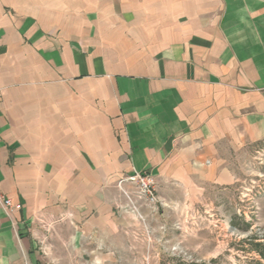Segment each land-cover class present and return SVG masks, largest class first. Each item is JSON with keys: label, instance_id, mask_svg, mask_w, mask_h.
<instances>
[{"label": "crops", "instance_id": "0c3cea01", "mask_svg": "<svg viewBox=\"0 0 264 264\" xmlns=\"http://www.w3.org/2000/svg\"><path fill=\"white\" fill-rule=\"evenodd\" d=\"M263 140L264 0H0V264L122 255L118 177L181 206Z\"/></svg>", "mask_w": 264, "mask_h": 264}, {"label": "rangeland", "instance_id": "374dc122", "mask_svg": "<svg viewBox=\"0 0 264 264\" xmlns=\"http://www.w3.org/2000/svg\"><path fill=\"white\" fill-rule=\"evenodd\" d=\"M235 161L232 184L208 188L181 206L163 205L161 199L148 205L127 184L141 216L123 210L130 202L118 187L123 176L118 177L113 185L123 202L117 214H129L136 223L122 239V255H91L71 248L68 239L54 249L48 239L50 264H264V140L248 145Z\"/></svg>", "mask_w": 264, "mask_h": 264}, {"label": "built area", "instance_id": "2783aa9c", "mask_svg": "<svg viewBox=\"0 0 264 264\" xmlns=\"http://www.w3.org/2000/svg\"><path fill=\"white\" fill-rule=\"evenodd\" d=\"M127 184L135 186L137 191L135 194L138 200L145 201L148 205H156L160 202L154 176L146 171H133L131 174L125 175L118 180V187L130 202V205L127 204V206L122 207L124 211H128L129 208L132 212L140 215L136 200L127 191ZM0 207L8 217H12L15 212L22 208V205L14 203L11 198L0 193Z\"/></svg>", "mask_w": 264, "mask_h": 264}]
</instances>
